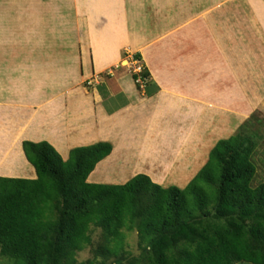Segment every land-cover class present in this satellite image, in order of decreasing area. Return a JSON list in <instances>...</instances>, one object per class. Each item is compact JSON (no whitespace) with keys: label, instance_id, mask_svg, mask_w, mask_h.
Listing matches in <instances>:
<instances>
[{"label":"crops","instance_id":"0c3cea01","mask_svg":"<svg viewBox=\"0 0 264 264\" xmlns=\"http://www.w3.org/2000/svg\"><path fill=\"white\" fill-rule=\"evenodd\" d=\"M249 2L262 3L254 20L264 26V0H0V177L37 179L26 141L49 142L64 160L75 148L110 143L112 154L88 183L125 185L144 174L186 188L207 164L214 137L232 117L241 128L246 100L255 105L264 96L263 87L248 92L234 59L246 55L247 37L245 25L232 31L231 13L246 24ZM43 23L49 32H39ZM60 41L77 48L56 49ZM125 50L140 56L147 86L114 74L88 89V80L125 61ZM232 103L239 107L232 111ZM163 156L171 164L164 175Z\"/></svg>","mask_w":264,"mask_h":264},{"label":"trees","instance_id":"16d2710c","mask_svg":"<svg viewBox=\"0 0 264 264\" xmlns=\"http://www.w3.org/2000/svg\"><path fill=\"white\" fill-rule=\"evenodd\" d=\"M141 77L149 83L148 70ZM254 137L240 132L219 141L184 189L144 174L125 185L88 183L112 154L110 143L75 148L64 161L49 142L26 141L38 177H0V254L8 264H264ZM92 227L102 238L94 260L80 263L77 254L93 245ZM136 229L148 254L126 260L125 231Z\"/></svg>","mask_w":264,"mask_h":264},{"label":"rangeland","instance_id":"374dc122","mask_svg":"<svg viewBox=\"0 0 264 264\" xmlns=\"http://www.w3.org/2000/svg\"><path fill=\"white\" fill-rule=\"evenodd\" d=\"M11 1H14V0H11ZM247 4L248 5L245 10V13L241 15L243 19L246 18L245 19L246 24L238 23L237 20H239L238 19L239 15L237 12L231 13V18L234 19L235 17L234 27H232V31H234V33L239 32L240 29L241 31L245 30L243 28V25L246 26L245 31H246V37H247V41H246L247 52H246V55L240 52V55H242L241 56L242 60L245 61V69H246L245 72L239 71V65L241 63V60L239 61L240 55L236 54L234 59H236L235 61L237 64V73L238 75H241L240 78L243 77L244 75L246 76V80L248 81L247 82L248 92L251 93L252 92L250 91L251 87H256V90H262L261 88L262 87L264 88V49H262V45L260 43L261 38L259 37L263 35L262 33H264V26L260 24H256L255 23L256 21L254 20V18L257 16L260 19V14L258 15V13L262 11V9H259L258 7H255V6L262 5V3L249 2ZM243 19H241V22L243 21ZM45 25H50V24L43 23L37 26L38 29H40L39 32H49L48 28H46ZM50 27H53L54 31L62 30L61 32L62 33L64 32V28L62 29L61 26H50ZM57 43L59 45H56L54 43L56 49H60V48L76 49L77 48L75 42H69L70 44H68V42L60 41ZM232 44L238 45V41L237 42L235 41ZM20 47L24 48L25 46H20ZM28 47H31V46L29 45ZM235 53H239V52L237 51ZM124 54H126V57L124 59L125 61H123L120 65H118V67L115 68L114 71L110 72L109 74L99 76L98 77L99 79L95 77V78L88 80L86 82V87L88 89H92L94 84H98L97 83L98 80L101 83L102 81H105L107 77L112 76L114 74L115 76H118L119 74L133 76V74H135L136 68L138 66H143V65L141 64L140 61L135 60V55L131 53L129 50H125ZM235 79L236 77H235L234 71H232L231 72V80H232V87H233L232 91H235L236 94H238L239 92L237 89V80ZM88 82H92V85H89ZM135 83L138 86L137 82ZM255 96H257V93L253 94V97ZM260 100H261L260 103L255 104V105L249 100H246L247 101L246 103L247 111L250 114L247 116L246 123H244L245 126L243 125L244 127L242 126L241 128L237 130L236 127H237L239 120H237L235 117H232L231 124L229 128L226 129L227 132L225 131L220 137H214V140L212 143L213 145H216L219 141L229 139L232 135L234 134L236 135L237 133H240V132H243L244 134L250 137H252L253 134H256L257 137H254V140L258 146H257V150L254 155V161H255V164L258 166V175L254 181L255 185L264 183V96ZM231 107L233 111L239 106H237V104L232 103ZM162 158H164V156ZM164 159H167V158H164ZM157 163L159 164L160 162H157ZM151 165L152 164H150V166ZM170 165L171 164L169 160L167 159L165 169L162 171L161 170L159 171L157 170V171L160 172V174L162 175L169 174V172L171 171ZM145 167L148 168V166H145ZM201 168L202 167L197 168L196 171L197 172L200 171ZM193 175H196V174H193ZM173 186H178V185H173ZM164 187H169V185H166ZM92 238H93V245L86 247L82 252H79L77 254V260L80 263L87 262L89 260H94V250L96 249L97 245L101 241L102 231L100 229H96L92 227ZM125 251H126V254L124 256L126 260H131V259L142 260L143 257L148 254L145 244L142 243L141 235L138 229H136L133 232L125 231ZM99 262H100V259L96 261V263H99ZM0 264H8V260L6 258H3L1 254H0ZM241 264H249V263H241Z\"/></svg>","mask_w":264,"mask_h":264},{"label":"built area","instance_id":"2783aa9c","mask_svg":"<svg viewBox=\"0 0 264 264\" xmlns=\"http://www.w3.org/2000/svg\"><path fill=\"white\" fill-rule=\"evenodd\" d=\"M144 68L143 66H138L135 70V74L139 76V79L137 81V84H140L141 87H144L147 84V80H144L141 77V74L143 73ZM89 85H92V82H88Z\"/></svg>","mask_w":264,"mask_h":264},{"label":"bare ground","instance_id":"6f19581e","mask_svg":"<svg viewBox=\"0 0 264 264\" xmlns=\"http://www.w3.org/2000/svg\"><path fill=\"white\" fill-rule=\"evenodd\" d=\"M99 136V135H98ZM21 140V139H20ZM17 144V143H16Z\"/></svg>","mask_w":264,"mask_h":264}]
</instances>
